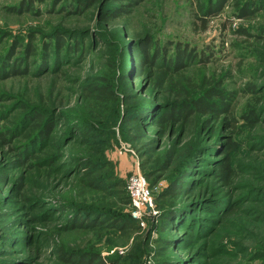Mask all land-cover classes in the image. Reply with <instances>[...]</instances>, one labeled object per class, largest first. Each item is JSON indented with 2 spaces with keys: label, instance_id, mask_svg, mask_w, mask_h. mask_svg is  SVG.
<instances>
[{
  "label": "rangeland",
  "instance_id": "374dc122",
  "mask_svg": "<svg viewBox=\"0 0 264 264\" xmlns=\"http://www.w3.org/2000/svg\"><path fill=\"white\" fill-rule=\"evenodd\" d=\"M259 1L227 0L208 17L199 12L207 0H145L111 19L127 0H0V71L13 64L26 71L0 80V264H67L65 254L90 251L129 264H264ZM245 6L252 13L241 19ZM56 35L57 44L49 40ZM148 42L149 54L164 51L139 70L133 51ZM176 44L196 54L180 71L167 69ZM214 93L227 102L214 114L126 122L141 104H188ZM230 142L225 182L217 161ZM188 168L178 202L190 220L181 228L165 227L159 213L128 239L73 228L88 211L131 218L118 192L130 176L149 175L154 200ZM154 205L159 212L163 203Z\"/></svg>",
  "mask_w": 264,
  "mask_h": 264
},
{
  "label": "trees",
  "instance_id": "16d2710c",
  "mask_svg": "<svg viewBox=\"0 0 264 264\" xmlns=\"http://www.w3.org/2000/svg\"><path fill=\"white\" fill-rule=\"evenodd\" d=\"M126 1V0H124ZM128 4H126L125 7H117L112 12L111 19H116L121 17L122 15H129L130 9L136 7L140 3H142L145 0H127ZM199 2V0H197ZM263 2V3H262ZM227 0H207L205 5H199V12L202 13V16H214L219 14L223 7L226 5ZM29 4V1L26 3ZM24 6V4H22ZM259 8L264 7V1L260 0L258 3ZM257 6V7H258ZM124 8H127V10H124ZM252 9V8H251ZM113 10V9H112ZM111 10V11H112ZM254 10V8L252 9ZM18 11V10H16ZM240 17L241 19L248 18L250 13V10L248 9V6L241 9ZM264 35V32H263ZM50 41H53L55 44L59 43L60 41L59 37L56 35L55 38L49 39ZM151 47V43H147L146 46L144 43H142L137 49L133 51L134 55L136 54V57L138 58V69L140 70L143 66H145L147 59H151L150 63H155V61L158 59L159 56H162V53L164 49H157L154 48L151 54L148 53L149 49ZM175 53L173 58H171V61L167 63V69H173L175 71H180L185 67L186 61H191L196 58V54L193 53V50L189 49L188 46H183L176 44ZM138 50V51H137ZM140 50V51H139ZM193 53V54H192ZM31 55V53H29ZM202 63H208L209 57H205L204 55L201 56L199 59ZM24 74H26L25 70H21L17 65L13 64L8 67L5 71H0V80L2 79H8L11 77H21ZM98 95H103V92L98 91ZM216 97V98H214ZM212 99H218V103L212 102ZM227 105V102H225V98H222V95L220 94H207L206 97H199L193 99L190 103L180 102V103H169L166 105H157L154 107L153 105L148 106L146 104H141L137 106L135 109H132L130 112V116L127 119V123H136V122H145L150 123V125L155 124H162L165 122H168L170 120L173 121H187L189 117L194 113H198L201 116H205L208 114H214L218 112V109L224 108ZM167 107V108H166ZM180 117V119H179ZM51 130V126L47 125L44 130L41 131L42 136H47L49 133L48 131ZM234 143L230 142L229 144L225 145V150H221V153H225V156L223 159L218 160L217 163V177L221 181L229 182V179L231 178L232 172L230 170V160L229 155L234 150ZM29 159L21 158L19 160V164L24 165ZM190 169L188 168L185 172H183L181 175L177 176L170 184L164 188L156 197L154 198V201L157 203V201H162L163 206L162 209L159 210V218L161 219V222L165 227H174L178 226V228H181L184 223H188L189 218L187 219L188 210L185 208V206L179 204L178 196L182 189L185 187L187 188V183H185L186 177L189 174ZM145 177V176H144ZM148 178L150 176H146L145 179L148 182ZM92 188H96L92 184ZM118 192L122 195V193L126 196V202L128 203V206L130 208V202L129 198L127 196L125 186H123L122 192L118 190ZM157 207V205H156ZM83 217L75 216L72 220V226L74 229H77L79 231H85V232H98L100 230H108L112 232H116L120 234L123 238L128 239L131 235L136 233L140 227L138 226V223L130 218V216H119V217H111V218H102V214L95 213L93 211H88L85 215H82ZM191 225V224H190ZM203 227V226H202ZM159 245L168 244L169 242L165 241L164 239H161L159 241ZM64 262L67 264H129L127 261L122 260V258L118 259H101L98 254H95L93 252H85L83 254L78 255H70L65 254L64 255Z\"/></svg>",
  "mask_w": 264,
  "mask_h": 264
},
{
  "label": "built area",
  "instance_id": "2783aa9c",
  "mask_svg": "<svg viewBox=\"0 0 264 264\" xmlns=\"http://www.w3.org/2000/svg\"><path fill=\"white\" fill-rule=\"evenodd\" d=\"M125 190L130 202V215L140 228L147 218H154L158 211L154 205L152 193L143 175L134 174L127 180Z\"/></svg>",
  "mask_w": 264,
  "mask_h": 264
}]
</instances>
